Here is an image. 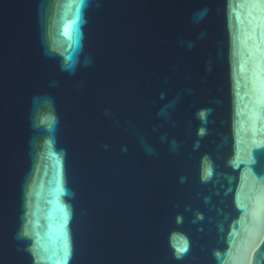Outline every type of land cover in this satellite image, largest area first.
Returning <instances> with one entry per match:
<instances>
[{"label": "water", "instance_id": "1", "mask_svg": "<svg viewBox=\"0 0 264 264\" xmlns=\"http://www.w3.org/2000/svg\"><path fill=\"white\" fill-rule=\"evenodd\" d=\"M0 264H264V0H0Z\"/></svg>", "mask_w": 264, "mask_h": 264}]
</instances>
